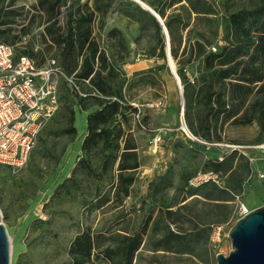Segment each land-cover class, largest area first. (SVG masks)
<instances>
[{
  "label": "trees",
  "instance_id": "trees-1",
  "mask_svg": "<svg viewBox=\"0 0 264 264\" xmlns=\"http://www.w3.org/2000/svg\"><path fill=\"white\" fill-rule=\"evenodd\" d=\"M141 1L159 14L167 28L189 131L220 143L229 142L230 127L257 124V142H263L264 0ZM117 2L139 24L137 41L143 44V54L164 60L160 68L172 72L163 25L134 1L38 0L37 8L46 16L42 35L46 46L38 51L16 47L40 66L56 59L64 73L73 76V86L64 78L72 99L63 125L39 139L48 169L58 167L77 137V112L88 113L81 154L70 175L55 187L50 202L81 194L84 214L118 211L107 227L79 222L68 258L60 264H134L141 248L202 258L210 252L214 226L228 221L239 206L237 200L243 199L252 165L246 154L236 150L222 159H205L204 153L211 148L182 135L166 171L148 182L147 199L152 205L139 227L132 228L131 215L137 209H128L127 199L142 182V154L131 127L139 110L132 93L136 80L123 66L131 50L116 27L106 35L108 48L95 34L96 25L102 27ZM18 10L0 7V41L15 45L28 32L35 15L25 24L29 12L23 16ZM142 122L146 125L144 118ZM199 173H214L221 181L191 186Z\"/></svg>",
  "mask_w": 264,
  "mask_h": 264
},
{
  "label": "rangeland",
  "instance_id": "rangeland-1",
  "mask_svg": "<svg viewBox=\"0 0 264 264\" xmlns=\"http://www.w3.org/2000/svg\"><path fill=\"white\" fill-rule=\"evenodd\" d=\"M11 1L0 0V7L3 5L5 9H19L17 13H23V16L29 12L25 24L28 22V17L35 15L28 32L22 35L17 42L19 48L21 50L25 48H33L34 51L43 50L46 46L42 36L46 16L43 11L37 8L38 0H15L14 4L10 5ZM124 1H134L139 4L136 0ZM22 7L23 9H20ZM115 27L123 32L131 50L123 66L128 75L136 80L132 91L136 97L134 104L141 109L142 118L147 125L146 129H142L136 118L131 120V127L141 148L142 182L136 187L133 196L127 199V207L128 209L132 207L137 209L136 213L132 212L130 223L132 228H138L148 208L152 205V202L147 199L148 182L155 175L166 171L175 156V144L182 141L181 124L183 120L181 112H179L180 87L173 72L167 73L165 69L160 68L164 65V60L148 58L143 54V44L141 41H137L140 32L139 24L124 14V6L120 2L112 6L102 27L99 28V24L95 27V34L102 45H107L106 35L110 29ZM17 28L19 30L21 26H17ZM219 28L220 34L223 35L224 27L221 17ZM106 47L108 48V46ZM149 59L151 61H148ZM133 63H141L144 68L137 74L132 73L129 70L131 69L129 64ZM174 63L176 66L175 61ZM160 72H162V76ZM64 81V77L61 76L59 80L60 110L44 129L42 137H46L47 132L60 128L64 123L65 109L72 99ZM152 103L157 104L152 106ZM85 114L87 116V111L77 112L78 135L68 147L56 169L52 170L46 167L40 141L29 163L22 169L13 170L8 166L0 165V208L3 213V222L10 236L12 264L63 263L68 258V247L78 232L79 222L81 224L82 221L84 225L92 223L96 228L107 227L118 215L116 210L105 214L101 212L84 214L81 194L50 202L55 187L70 175L81 154ZM258 133L257 124L233 126L227 130L229 142L242 145L257 142ZM159 136L162 137L161 143L156 142V138ZM217 149L211 148L204 153L205 159L217 157L219 153ZM242 198L237 200V205L241 201L251 210L263 206L264 183L253 176L246 185ZM239 218L237 208L228 221L220 224L222 227L220 242L214 244L210 241V252L203 254L202 258L187 253L142 249L137 254L135 264H218L217 254L229 255L232 250L228 233ZM25 255L26 258L23 257Z\"/></svg>",
  "mask_w": 264,
  "mask_h": 264
},
{
  "label": "built area",
  "instance_id": "built-area-1",
  "mask_svg": "<svg viewBox=\"0 0 264 264\" xmlns=\"http://www.w3.org/2000/svg\"><path fill=\"white\" fill-rule=\"evenodd\" d=\"M18 44L0 41V165L13 170L22 169L38 146L40 136L60 109L61 98L59 80L63 76L70 85H74L73 76H67L54 58L40 66L37 60L25 53H19ZM214 51L217 47H212ZM77 89L79 87L75 86ZM157 103H152L155 106ZM138 106V105H137ZM139 108V106H138ZM142 129V111L135 115ZM183 136L193 142L210 148L222 149L218 156L239 151L246 154L252 165V177L264 183V141L248 145L232 142H208L193 135L185 122L181 124ZM157 143L162 137L156 138ZM212 180L220 183V177L214 173H199L190 181L191 186ZM251 209L240 201L239 217L247 215ZM222 227L214 226L211 242H220Z\"/></svg>",
  "mask_w": 264,
  "mask_h": 264
},
{
  "label": "water",
  "instance_id": "water-1",
  "mask_svg": "<svg viewBox=\"0 0 264 264\" xmlns=\"http://www.w3.org/2000/svg\"><path fill=\"white\" fill-rule=\"evenodd\" d=\"M143 7L150 10L163 25L168 40V61L171 71L178 80L181 90L182 120L184 118L183 86L177 73L175 63L170 53L169 34L167 28L157 12L141 0ZM228 236L231 240L232 250L229 255L217 254L218 264H264V205L252 209L247 215L239 218L231 227ZM0 264H12L11 242L8 229L3 222V213L0 208Z\"/></svg>",
  "mask_w": 264,
  "mask_h": 264
},
{
  "label": "crops",
  "instance_id": "crops-1",
  "mask_svg": "<svg viewBox=\"0 0 264 264\" xmlns=\"http://www.w3.org/2000/svg\"><path fill=\"white\" fill-rule=\"evenodd\" d=\"M148 61H151V59H149ZM129 66H130V68L131 69H129L132 73H135V74H137V73H139V72H141V70L144 68L143 67V65H141V63H133V64H129ZM163 77H164V75H163ZM88 114V113H87ZM87 117V116H86ZM84 118H85V116H84ZM82 129H83V137H84V135L86 134V118L85 119H83V127H82ZM217 151L219 152L218 153V156H220L222 153H223V150L222 149H217ZM217 156V157H218ZM260 181V180H259ZM140 250H142V248L140 249ZM140 250H139V252H140ZM138 252V253H139ZM135 264V263H134Z\"/></svg>",
  "mask_w": 264,
  "mask_h": 264
},
{
  "label": "bare ground",
  "instance_id": "bare-ground-1",
  "mask_svg": "<svg viewBox=\"0 0 264 264\" xmlns=\"http://www.w3.org/2000/svg\"><path fill=\"white\" fill-rule=\"evenodd\" d=\"M84 113H85V112H84ZM84 113H83V114H84ZM81 116H82V115H81ZM81 116H79V117H81ZM85 116H86V114H85ZM83 119H85V118H83ZM77 122H78V121H77ZM81 123H82V122H81ZM77 126H78V125H77ZM81 127H82V125H81ZM81 130H82V129H81Z\"/></svg>",
  "mask_w": 264,
  "mask_h": 264
}]
</instances>
